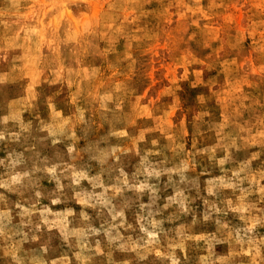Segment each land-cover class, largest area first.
I'll return each mask as SVG.
<instances>
[{
	"label": "rangeland",
	"instance_id": "rangeland-1",
	"mask_svg": "<svg viewBox=\"0 0 264 264\" xmlns=\"http://www.w3.org/2000/svg\"><path fill=\"white\" fill-rule=\"evenodd\" d=\"M0 264H264V0H0Z\"/></svg>",
	"mask_w": 264,
	"mask_h": 264
}]
</instances>
